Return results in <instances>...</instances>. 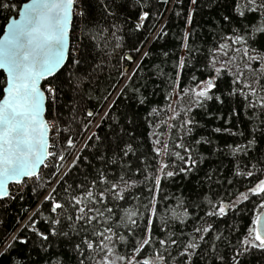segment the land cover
<instances>
[{
    "label": "snow or ice",
    "instance_id": "6c2138e0",
    "mask_svg": "<svg viewBox=\"0 0 264 264\" xmlns=\"http://www.w3.org/2000/svg\"><path fill=\"white\" fill-rule=\"evenodd\" d=\"M169 2L184 18L183 55L173 53L175 75L161 65L141 75L151 52L132 41L151 18L153 6L147 0H0V14L6 19L0 38V71L6 74L0 91V207L18 195L22 199L20 189L28 187V180H42V166L52 169L47 182L55 179L58 185L20 229L31 233V241L19 232L7 243L0 240V258L9 264H69L70 254L75 264H251L249 258L257 253L264 257V0H208L215 12L207 22L211 47L196 42L201 0H189L191 9L183 7L185 0H159ZM165 28L154 39L167 36ZM125 47L140 59L125 54ZM114 59L135 64L131 73L118 70L122 85L105 75ZM186 69L194 86L181 88L179 76ZM197 72L207 75L200 79ZM105 83V101L119 88L116 101L129 98L132 107L145 108L165 84L174 113L169 119H179L166 125L179 130L173 148L170 151L161 139L163 133L156 135L150 159L136 143L138 113L125 112L114 119L108 136L93 132L88 137L98 143L91 158H74L72 169L83 163L85 171L82 179L69 183V173H62L56 163L64 156L50 150L54 143L47 137L52 129L42 114L69 94L78 109L80 101H90ZM129 91L132 95L126 97ZM115 107L109 105L101 122L112 118ZM196 110L207 123L214 122L206 135H197L206 123L196 118ZM157 112L152 107L148 116ZM97 114L87 112L88 117ZM222 136L232 137V142L221 144ZM67 144L75 147L71 138ZM178 179L188 182L196 199L164 192L165 182ZM10 184L17 186L15 193ZM252 198L259 202L250 226L242 231L229 221L241 215ZM173 201L175 207L169 208ZM45 204L48 215L43 218ZM157 227L160 236L154 235ZM30 243L39 259L23 252L11 259L17 244ZM57 246L61 251L54 250Z\"/></svg>",
    "mask_w": 264,
    "mask_h": 264
},
{
    "label": "trees",
    "instance_id": "16d2710c",
    "mask_svg": "<svg viewBox=\"0 0 264 264\" xmlns=\"http://www.w3.org/2000/svg\"><path fill=\"white\" fill-rule=\"evenodd\" d=\"M147 2L153 6L151 18L149 21L146 22L145 29L141 33L135 34L132 41L133 43L137 44V46H142V51L151 52V56L144 62V71L141 72V75H143L144 72L152 69L155 65H161V67H163L166 72L175 75L173 65L175 64L177 57L173 55V53L183 55L182 52H179L180 35L182 34L185 27L183 15L177 16L175 14L173 8H171V2L167 4H161L159 3V0H147ZM201 3L203 6L199 9L197 15L195 16L196 23L194 27L197 31L198 36L196 42L201 47H211L214 41L212 40L209 31L210 26L207 22L210 20L211 17L215 16V12L210 10L208 0H201ZM183 7L186 9H191L192 5L190 4L189 0H185ZM180 10V8L176 9V11ZM158 13L161 15H158ZM12 15L13 13L7 14V16L9 17H11ZM165 25V31L168 32V35L161 39H154L156 37L157 31ZM5 26L6 19L4 18L3 14H0V36L3 34V29ZM153 28H155V30H153ZM145 38H147L146 42ZM205 40L208 41L207 45L204 44ZM165 51L170 54L168 58H165L163 56V53ZM124 53L133 55L136 60L140 59V56L134 52H130V49L128 47L124 48ZM162 60H165L166 62L164 64H161ZM112 65L116 66L113 67ZM112 65H109V70L105 75H110V79L113 81L119 80V83L121 85L124 83V81L120 79V77L117 75L118 70L124 69L131 73V71L135 68V64L126 63L123 60H121L119 64H117L114 59ZM191 75L192 72L186 69L179 76V84L181 88L194 86L193 82L191 81ZM196 75L199 76L200 79H204L207 74L197 72ZM4 79L5 74L0 71V91H2V88L4 86ZM157 82L159 83V81ZM218 84L220 86H223L222 82L218 81ZM106 87L107 84L105 83L102 85V87H100L99 91L93 92V98L90 101H80L78 109L73 105V102L70 99L72 94H69L67 96H62L60 103L56 107L48 110L49 115L54 114L60 124L59 138L58 141H56V143L52 147V150L55 151L58 155L64 156V160L62 162L57 160L56 163L60 165V171L62 173H69L67 177L69 183H72L73 180L82 179V173L85 171V165L83 163H81L78 170L72 169L71 165L74 162V158L80 154L91 158V154L94 152L95 149V144L98 143V141L90 142L88 140V137L93 132L97 133L101 138L108 136V134L111 132L114 119H116L117 116L125 112L135 111L138 113L137 126L135 128L137 136L136 143L140 144L139 150L141 152L149 153L150 159L152 156L155 155L151 152V149L154 147L153 140L155 139L156 135H160L161 133H163L161 139L169 143L170 151L173 148V142L175 141L177 132L179 130L177 129L176 131H173L166 127V125L172 123L178 124L179 119L176 121H172L169 119V117L174 113L169 110L167 93L170 90L166 87L165 84H161L160 89L156 92L154 96L151 97L152 104L147 106V108L140 106L132 107L134 101L129 98H121L119 101H116L115 97L117 95V92L119 91V88H116V90L112 91V96L109 97L107 101H105L101 97L104 96ZM131 95L132 93L131 91H129L126 94V97H131ZM1 98L2 95H0V99ZM112 103L116 104V107L112 112V118L106 119L101 122V116L105 114V111L109 108V105ZM176 105L177 101L175 98H173V108H176ZM152 107L157 108L158 112L152 114L151 116H148V111H150ZM88 111H93L98 114L94 115L93 117H88ZM146 116L147 120L144 119V117ZM196 118L202 123H206V127L204 129H200L197 135L208 134L214 122L207 123L205 121L203 113L199 112V110H196ZM98 124H100L101 126L97 127L96 125ZM68 138H71L75 141V147L68 146ZM232 139V137L222 136L219 138V141L221 144L231 143ZM86 144H89L90 146L85 148ZM76 149V154L71 157V155H73ZM62 151L67 152V155H63ZM161 156L163 158V151L161 153ZM65 162H68L66 166ZM213 163H215V161ZM224 164L227 165L228 161L225 160ZM51 170V167H49L43 172L44 178H42V180L37 181L36 183H27V188L20 189V191L23 193L22 199L19 198L18 195V198L16 200L7 201L2 207H0V240H3L4 243L11 241L12 236L17 234L18 232L20 233L21 238L28 236L31 241V233L20 232V229L27 223L28 217L32 215L35 211L40 209V202L44 200V197L49 191L50 186L53 184V186L58 187L55 179H52L51 184L47 182L48 174ZM229 178H231V176H229ZM165 183L167 185L164 188L165 193L169 195L175 194L177 197H180L181 192H183L185 197L190 196L193 199H196V194L192 191L187 181L178 179L175 183ZM236 187L240 188L241 191L244 190V188L241 187L239 184H237ZM225 188L228 191L234 190L227 185H225ZM221 192H223V189L221 190ZM60 195H63V193L61 192ZM258 202L259 201L256 200V198H252V201L247 203V205L245 206L244 212L241 215H237L236 217H234V219L230 220L229 223H237L241 227L242 231H246V228L250 226V222L254 218L255 205ZM173 207H175V201L169 203V208ZM163 208L164 204L162 203V211ZM47 209L48 205H43V218H46L48 215ZM37 218L42 219L41 217ZM38 226L41 227V230H43V227L45 225L41 224ZM191 227L192 224L189 223L185 231H190ZM223 227L224 225L221 224V228ZM154 235L160 236L158 227L154 229ZM54 250L59 252L61 251V248L57 246ZM2 251H4V247L3 244H0V252ZM119 251L123 253L124 249L120 248ZM151 251L152 250L149 249L147 252L144 253V255L148 256ZM170 251H172V249H170ZM221 251H223V249H221ZM18 252H23L26 255H30L33 259H39L36 256V253L32 251L31 243L28 246L17 244L16 250L13 251L11 254V259H16ZM249 259L251 261V264H264V257H261L259 253H257L254 257H250ZM0 264H9V260L5 258H0ZM69 264H75V262L71 260V254L69 256ZM170 264H176L175 260H172ZM200 264H203V262L201 261Z\"/></svg>",
    "mask_w": 264,
    "mask_h": 264
},
{
    "label": "built area",
    "instance_id": "2783aa9c",
    "mask_svg": "<svg viewBox=\"0 0 264 264\" xmlns=\"http://www.w3.org/2000/svg\"><path fill=\"white\" fill-rule=\"evenodd\" d=\"M47 121H48V125H49V128L52 129L50 131V141H51V144H55L56 141H58V138H59V132H60V124L58 122V119L57 117L54 115V114H50L48 113L47 115ZM53 122L55 123V127L53 128ZM51 162L49 161V164ZM47 168H44L43 169V172L46 170ZM43 172L41 173V177L44 178V174ZM32 182L31 180H28L27 183H30ZM17 188V186H16ZM15 192V191H14Z\"/></svg>",
    "mask_w": 264,
    "mask_h": 264
},
{
    "label": "water",
    "instance_id": "95a60500",
    "mask_svg": "<svg viewBox=\"0 0 264 264\" xmlns=\"http://www.w3.org/2000/svg\"><path fill=\"white\" fill-rule=\"evenodd\" d=\"M172 8V7H171ZM170 11H171V9H170ZM168 15H169V13H168ZM168 15H167V17H168ZM166 17V18H167ZM16 18H18V16H16ZM2 36H3V34L0 36V38H2ZM6 75V74H5ZM2 99V98H1ZM47 112V111H46ZM46 112L45 113H43L42 115H43V119H45L46 120ZM47 121V120H46ZM48 140H49V133H48ZM49 142H50V140H49ZM11 185V184H10ZM10 185H9V187H10Z\"/></svg>",
    "mask_w": 264,
    "mask_h": 264
},
{
    "label": "rangeland",
    "instance_id": "374dc122",
    "mask_svg": "<svg viewBox=\"0 0 264 264\" xmlns=\"http://www.w3.org/2000/svg\"><path fill=\"white\" fill-rule=\"evenodd\" d=\"M76 152H77V149H76V151L73 153V155H71V157L74 156V155L76 154ZM62 153H63V155H64V154L67 155V152L62 151ZM68 162H69V161H68ZM68 162H67V163H68ZM67 163L65 162V166L67 165Z\"/></svg>",
    "mask_w": 264,
    "mask_h": 264
},
{
    "label": "flooded vegetation",
    "instance_id": "af4514ba",
    "mask_svg": "<svg viewBox=\"0 0 264 264\" xmlns=\"http://www.w3.org/2000/svg\"><path fill=\"white\" fill-rule=\"evenodd\" d=\"M11 190H12V188H11Z\"/></svg>",
    "mask_w": 264,
    "mask_h": 264
}]
</instances>
